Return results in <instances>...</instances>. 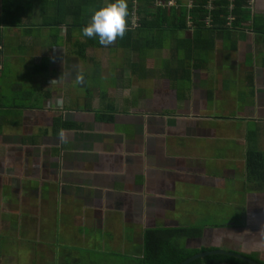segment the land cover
<instances>
[{
  "label": "crops",
  "instance_id": "crops-1",
  "mask_svg": "<svg viewBox=\"0 0 264 264\" xmlns=\"http://www.w3.org/2000/svg\"><path fill=\"white\" fill-rule=\"evenodd\" d=\"M39 5L0 26V235L15 250L1 246L4 258L124 264L143 256L147 231L200 227L173 240L264 264V225L235 227L229 212L243 205V175H230L245 169L246 123L264 122V0H249L242 26L201 29L193 50L189 24L129 54L51 28ZM155 57L167 60L148 67Z\"/></svg>",
  "mask_w": 264,
  "mask_h": 264
},
{
  "label": "trees",
  "instance_id": "trees-1",
  "mask_svg": "<svg viewBox=\"0 0 264 264\" xmlns=\"http://www.w3.org/2000/svg\"><path fill=\"white\" fill-rule=\"evenodd\" d=\"M190 1L192 5L188 9L182 5L184 2L181 0H177L179 6L163 9L161 7H154V0H127L128 16L126 17V31L122 38L118 37L111 45L122 47L128 54L132 50L143 49L145 44H148L145 49L153 48L155 45L161 46L163 42L165 43V40H161V33H164L165 28L171 32H178L191 27L188 26L190 24L195 28V33H197L193 37L195 38L194 41L190 40L187 43V49L193 50L199 46L196 38L199 34L198 32L201 29L207 28L205 22L207 16H210L209 19H211L210 23L212 27H209L211 30H224L230 27L242 26L241 22L248 21L250 18V11L248 10L249 0H233L231 8L228 7V0H211L213 5L210 9L207 7L210 0ZM35 3L40 4V15L46 16V19L43 18L44 21L53 29H57V26L60 25H65L66 27L74 26L82 29L90 21L92 13L107 4L103 3V0H50L48 4L44 0H2V5L0 6V26L4 25L8 27L21 24L18 18L22 15H31L34 12L31 5H35ZM134 15L138 18L136 24L133 20ZM230 18L232 20L229 25L228 20ZM75 21H78L79 24ZM86 40L87 44L100 46L95 36L92 38L86 37ZM143 43L145 44L143 45ZM172 49L174 54H176L182 48L175 46ZM130 63L132 64L133 61H129ZM255 135L254 131L249 130L250 138ZM245 161L248 182L255 183V186L260 187L264 183V152L249 148ZM198 231H200V227L147 231L143 256L137 259L123 257L126 260L124 264H178L199 251L211 250L210 248L189 250L173 240L174 237L177 238L187 233L198 235ZM2 241L3 239L0 235V245L3 243ZM214 262L250 264L225 254L207 255L197 258L188 264H209Z\"/></svg>",
  "mask_w": 264,
  "mask_h": 264
},
{
  "label": "clouds",
  "instance_id": "clouds-1",
  "mask_svg": "<svg viewBox=\"0 0 264 264\" xmlns=\"http://www.w3.org/2000/svg\"><path fill=\"white\" fill-rule=\"evenodd\" d=\"M127 16V0H109L106 5L92 13L90 21L81 30L82 35L87 38L95 36L100 45L109 46L118 37H123L126 31ZM59 137L61 140L65 139L63 130L59 132Z\"/></svg>",
  "mask_w": 264,
  "mask_h": 264
},
{
  "label": "flooded vegetation",
  "instance_id": "flooded-vegetation-1",
  "mask_svg": "<svg viewBox=\"0 0 264 264\" xmlns=\"http://www.w3.org/2000/svg\"><path fill=\"white\" fill-rule=\"evenodd\" d=\"M260 118L261 117H259V119ZM245 164H246V161H245ZM230 176L232 177L235 176V178L242 176L243 178L240 181H242L243 184L240 189L241 191H245L243 192L244 194L242 195V198H243L242 207L235 205L234 208H237V209L234 210V208H231V210L229 211L230 213H233L236 215L235 217L231 218L232 220L231 223L232 224L234 223L233 225L235 227H239V226H236V225H239L238 221H240L241 219L247 221V218H248L251 221L250 223L251 231L254 230L255 232L260 233L264 225V191H260V190L261 188H264V183L260 187H257L255 186L256 185L255 183L248 182L247 176H246V166H245L244 171L241 172L240 176L237 174V172L232 173V175ZM250 241L251 239L249 237H244L242 238L241 243L245 246H248L247 243ZM237 244H240V243L238 242ZM249 248H251V246Z\"/></svg>",
  "mask_w": 264,
  "mask_h": 264
},
{
  "label": "rangeland",
  "instance_id": "rangeland-1",
  "mask_svg": "<svg viewBox=\"0 0 264 264\" xmlns=\"http://www.w3.org/2000/svg\"><path fill=\"white\" fill-rule=\"evenodd\" d=\"M153 6H154V3H153ZM137 16L136 15H134V21H138V18H136ZM206 27L207 28H209V27H212V25L211 24H207L206 25ZM231 28V27H230ZM170 32H166V33H162L161 34V37L168 43V44H171L172 43V40L170 39ZM169 36V37H168ZM150 38L151 39H153L151 36H150ZM155 39H156V37H155ZM154 41V40H153ZM150 45V44H149ZM167 60V58L165 59V58H162V59H160L159 60V58L158 57H155L154 59L153 58H151L150 59V61H147V64H148V67H152V68H154V69H156V68H158L157 66H158V64H159V61H166ZM174 60H176L177 62H181V60H183V58L182 57H176V58H174ZM149 62V63H148ZM154 66V67H153ZM260 110H262L263 111V115H264V105H262V107L260 108ZM244 121L245 120H241V121H239V123H238V129H240L239 130V132L241 133V131H243V132H245V128H244V126H243V124H244ZM246 128L247 129H249L250 131H254V133H256V135L254 136V137H251V138H248V145L249 144H251L250 145V147H248L247 149H249V148H251V149H255V150H261V151H263L264 152V124H256V123H254V122H247L246 123ZM256 128H258L257 130H254V129H256ZM247 135V134H246ZM255 141V142H254ZM254 147H253V146ZM233 165H235L236 166V161H234V164ZM235 168H237L236 170H237V174L240 176L241 175V172L243 171V169H242V165H241V161H238V163H237V166L235 167ZM240 183L239 182H236V184L235 185H239ZM8 237H6V239L4 240V242L0 245V246H2L3 247V249H4V251H5V253H8V252H15V250L14 249H7V250H5V248H7V244H8ZM9 246V245H8ZM5 257V254H1L0 253V264H11L12 263V260H10L9 258H8V261L6 260V258H4ZM92 258H96V257H92ZM4 261H7V262H4ZM123 261V259L122 258H118V259H116L115 260V263H121ZM244 262H246V261H244ZM112 263H114V260H111V261H108L107 263H104V264H112ZM248 263V262H247Z\"/></svg>",
  "mask_w": 264,
  "mask_h": 264
},
{
  "label": "water",
  "instance_id": "water-1",
  "mask_svg": "<svg viewBox=\"0 0 264 264\" xmlns=\"http://www.w3.org/2000/svg\"><path fill=\"white\" fill-rule=\"evenodd\" d=\"M213 254L230 255V256H233L235 258L241 259L242 261H246L250 264H261L260 262L254 260V259H250L249 257L244 256L240 252H234L232 250H225L223 248H216V249H211V250L199 251L195 254H192L191 256H189L188 258H186L185 260L181 261L178 264H188L189 262H191L197 258H202L204 256L213 255Z\"/></svg>",
  "mask_w": 264,
  "mask_h": 264
},
{
  "label": "built area",
  "instance_id": "built-area-1",
  "mask_svg": "<svg viewBox=\"0 0 264 264\" xmlns=\"http://www.w3.org/2000/svg\"><path fill=\"white\" fill-rule=\"evenodd\" d=\"M230 1V4L233 2V0H229ZM154 7L156 6V7H161V8H171V7H177V0H154ZM192 5V2L190 1L189 2V7ZM232 5V4H231ZM230 5V6H231ZM211 8V6L209 7V9ZM137 18V17H136ZM210 18V16H207L206 17V21L209 23V19ZM232 18V17H231ZM231 18H230V20H231ZM135 19V18H134ZM133 19V20H134ZM135 23L137 22V21H134Z\"/></svg>",
  "mask_w": 264,
  "mask_h": 264
}]
</instances>
